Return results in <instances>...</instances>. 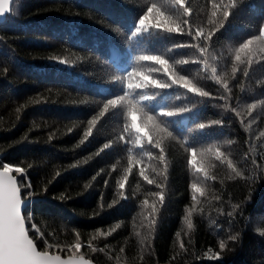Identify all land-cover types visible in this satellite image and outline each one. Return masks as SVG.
Wrapping results in <instances>:
<instances>
[{
	"label": "trees",
	"instance_id": "16d2710c",
	"mask_svg": "<svg viewBox=\"0 0 264 264\" xmlns=\"http://www.w3.org/2000/svg\"><path fill=\"white\" fill-rule=\"evenodd\" d=\"M0 155L39 252L264 264V0H10Z\"/></svg>",
	"mask_w": 264,
	"mask_h": 264
},
{
	"label": "water",
	"instance_id": "95a60500",
	"mask_svg": "<svg viewBox=\"0 0 264 264\" xmlns=\"http://www.w3.org/2000/svg\"><path fill=\"white\" fill-rule=\"evenodd\" d=\"M9 1L0 0V23L5 20ZM27 203L28 200H21L16 178L10 170L0 168V264H89L84 259L39 252L27 233L23 219ZM18 237H22L32 248L34 258H25L12 251L13 241Z\"/></svg>",
	"mask_w": 264,
	"mask_h": 264
},
{
	"label": "snow or ice",
	"instance_id": "6c2138e0",
	"mask_svg": "<svg viewBox=\"0 0 264 264\" xmlns=\"http://www.w3.org/2000/svg\"><path fill=\"white\" fill-rule=\"evenodd\" d=\"M5 8H7V5H5ZM12 251L29 259L34 258L35 256V254L32 251V248L28 246L27 242L22 237H18L14 239L12 244Z\"/></svg>",
	"mask_w": 264,
	"mask_h": 264
},
{
	"label": "rangeland",
	"instance_id": "374dc122",
	"mask_svg": "<svg viewBox=\"0 0 264 264\" xmlns=\"http://www.w3.org/2000/svg\"><path fill=\"white\" fill-rule=\"evenodd\" d=\"M5 169H8V170H11V168L10 167H8V166H6V167H4ZM262 226H264V224H262Z\"/></svg>",
	"mask_w": 264,
	"mask_h": 264
},
{
	"label": "clouds",
	"instance_id": "9594fccd",
	"mask_svg": "<svg viewBox=\"0 0 264 264\" xmlns=\"http://www.w3.org/2000/svg\"><path fill=\"white\" fill-rule=\"evenodd\" d=\"M259 234H260L261 236H264V231H261Z\"/></svg>",
	"mask_w": 264,
	"mask_h": 264
}]
</instances>
